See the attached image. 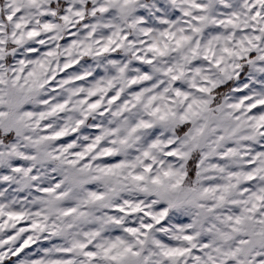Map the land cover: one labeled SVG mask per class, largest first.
<instances>
[{"label": "snow or ice", "instance_id": "1", "mask_svg": "<svg viewBox=\"0 0 264 264\" xmlns=\"http://www.w3.org/2000/svg\"><path fill=\"white\" fill-rule=\"evenodd\" d=\"M0 264H264V0H0Z\"/></svg>", "mask_w": 264, "mask_h": 264}]
</instances>
